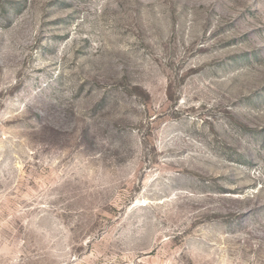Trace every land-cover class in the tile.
Wrapping results in <instances>:
<instances>
[{"label":"rangeland","instance_id":"obj_1","mask_svg":"<svg viewBox=\"0 0 264 264\" xmlns=\"http://www.w3.org/2000/svg\"><path fill=\"white\" fill-rule=\"evenodd\" d=\"M0 264H264V0H0Z\"/></svg>","mask_w":264,"mask_h":264}]
</instances>
